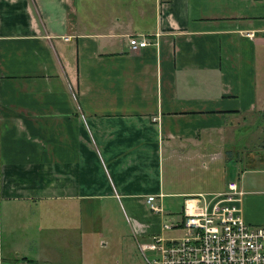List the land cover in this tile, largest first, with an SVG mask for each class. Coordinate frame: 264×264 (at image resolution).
<instances>
[{
	"label": "crops",
	"instance_id": "crops-1",
	"mask_svg": "<svg viewBox=\"0 0 264 264\" xmlns=\"http://www.w3.org/2000/svg\"><path fill=\"white\" fill-rule=\"evenodd\" d=\"M257 126L264 140V0H0V264H80L54 223L92 232L95 205L138 247L230 181L264 225Z\"/></svg>",
	"mask_w": 264,
	"mask_h": 264
},
{
	"label": "built area",
	"instance_id": "built-area-1",
	"mask_svg": "<svg viewBox=\"0 0 264 264\" xmlns=\"http://www.w3.org/2000/svg\"><path fill=\"white\" fill-rule=\"evenodd\" d=\"M148 44L144 34L128 37L131 51ZM243 194L238 182L230 181L224 191L187 197L179 219L162 222L161 233L138 243L145 264H264V225L244 220ZM154 198L146 199L149 209L160 213ZM167 230L182 233L166 236Z\"/></svg>",
	"mask_w": 264,
	"mask_h": 264
},
{
	"label": "rangeland",
	"instance_id": "rangeland-1",
	"mask_svg": "<svg viewBox=\"0 0 264 264\" xmlns=\"http://www.w3.org/2000/svg\"><path fill=\"white\" fill-rule=\"evenodd\" d=\"M260 130V126L254 130L253 149L262 147L263 135ZM243 145L241 141L237 143L238 148ZM239 168L242 169V166ZM207 176L211 177L212 174ZM77 213L81 214L80 211ZM172 218H166L165 221L176 220ZM79 221L64 220L54 223L56 226L52 233L55 237L52 243L61 251V259L76 260L80 264H145L130 231L131 221L119 207L108 204L100 209L95 205L92 232L89 221L88 230L85 223ZM166 234V236L181 235L179 232L171 231Z\"/></svg>",
	"mask_w": 264,
	"mask_h": 264
},
{
	"label": "trees",
	"instance_id": "trees-1",
	"mask_svg": "<svg viewBox=\"0 0 264 264\" xmlns=\"http://www.w3.org/2000/svg\"><path fill=\"white\" fill-rule=\"evenodd\" d=\"M262 147L264 148V140H263V142H262Z\"/></svg>",
	"mask_w": 264,
	"mask_h": 264
}]
</instances>
